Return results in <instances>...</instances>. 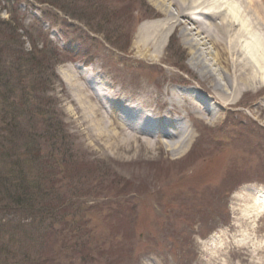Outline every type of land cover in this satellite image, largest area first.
Instances as JSON below:
<instances>
[{
	"label": "rangeland",
	"instance_id": "obj_1",
	"mask_svg": "<svg viewBox=\"0 0 264 264\" xmlns=\"http://www.w3.org/2000/svg\"><path fill=\"white\" fill-rule=\"evenodd\" d=\"M158 7L155 0H0V177L22 165L41 182L43 201L32 220L30 211L7 210L2 189L0 264L264 259V215L245 212L264 193V89L232 109L217 106L219 123L196 126L190 151L197 144L202 155L193 149L187 161L144 146L116 155L75 103L77 71L95 73L124 96L141 86L157 97L168 87L187 89L183 82L196 86L180 37H168L160 59L136 49Z\"/></svg>",
	"mask_w": 264,
	"mask_h": 264
},
{
	"label": "bare ground",
	"instance_id": "obj_2",
	"mask_svg": "<svg viewBox=\"0 0 264 264\" xmlns=\"http://www.w3.org/2000/svg\"><path fill=\"white\" fill-rule=\"evenodd\" d=\"M155 1L159 7L154 15L159 19L142 26L136 49L160 59L168 37H180L190 49V65L199 75L196 86L183 82L187 89L168 87L159 97L141 86L132 91L133 96L130 92L124 96L116 85L95 78V73L89 79L77 71L72 80L74 100L95 136L116 155L140 154L144 146L145 152L159 148L168 158L187 161L198 147L196 144L190 151L196 141V126L219 123L217 106L232 109L246 94L264 89V0ZM197 90L207 92L209 100ZM258 112L264 116L263 107ZM191 153L202 155L195 149ZM254 200H250L251 208H245L251 219L264 215V193ZM245 236L252 241L249 232ZM256 264H264V259Z\"/></svg>",
	"mask_w": 264,
	"mask_h": 264
},
{
	"label": "trees",
	"instance_id": "obj_3",
	"mask_svg": "<svg viewBox=\"0 0 264 264\" xmlns=\"http://www.w3.org/2000/svg\"><path fill=\"white\" fill-rule=\"evenodd\" d=\"M30 60L33 61V58H31ZM31 108L35 110L34 105H31ZM9 177H10V180L13 181L12 184H10L7 181ZM40 183L41 182L39 181L38 177H36L35 180L34 179L31 180L27 178L26 172L22 165H13L11 170L7 172L6 176H4L2 179L0 177V195L2 196L1 192L3 189L5 192V198L7 200V204L10 207L7 210L12 211V212L16 210H24L27 213H29L30 211L32 215V220H34L35 215L32 212L37 210L35 209L36 204L42 205V202H43V201L42 202L39 201L41 197V190H42ZM0 226L2 225L0 224ZM39 238L42 239L43 245L41 246H44V249H48L47 245H48L49 238L47 236L39 237ZM46 259H47V255L42 257L40 260H46ZM38 261L39 260H35L33 264H37V263L47 264L46 261H39V262Z\"/></svg>",
	"mask_w": 264,
	"mask_h": 264
}]
</instances>
